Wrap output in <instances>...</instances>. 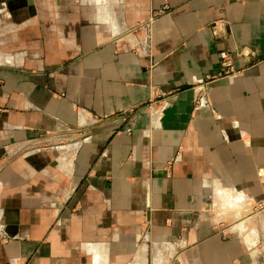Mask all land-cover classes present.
Returning <instances> with one entry per match:
<instances>
[{"label":"crops","instance_id":"1","mask_svg":"<svg viewBox=\"0 0 264 264\" xmlns=\"http://www.w3.org/2000/svg\"><path fill=\"white\" fill-rule=\"evenodd\" d=\"M14 1L0 43L32 46L0 51V264H132L146 228L181 264H264V0Z\"/></svg>","mask_w":264,"mask_h":264},{"label":"rangeland","instance_id":"2","mask_svg":"<svg viewBox=\"0 0 264 264\" xmlns=\"http://www.w3.org/2000/svg\"><path fill=\"white\" fill-rule=\"evenodd\" d=\"M106 1L109 2V4L111 5L112 0H106ZM60 2L62 3L63 0H55V5L58 4V3H60ZM70 2H74V3L76 2V3H78L79 0H70ZM21 3H22V1L15 0L14 3H13V6H16L17 8H19V6H21ZM116 12L118 14H116ZM124 13H125V10L124 9H121L120 8L117 11V10H115L113 8L111 10V8H110L109 9V14L110 15H109V18H108L109 21L103 19L102 22H104V24H105L106 21L107 22H111V17L113 19L114 18L116 19V16L117 17L119 16L120 21H121V19L124 17ZM120 21H119L120 29L124 27V32H125V30L126 29L128 30V28H127V26H125V24H121ZM107 22H106L105 25H108L109 26L111 23H107ZM143 27H144V25L142 26V24L141 25H138V27H137V28H139V32L138 33H141L140 38L138 36H134V37L131 38V39H133V41L136 44H138L139 40H140V42H145L144 40H142L143 38L145 39V35H146L145 34L146 33V29L144 28L145 30H142ZM34 29H35V31H34L33 36L35 38H37V36H38L39 39H40V37L43 39L44 37H46V34L48 33V28L46 26H44L42 23H39L37 26L34 27ZM59 29H61V28H58V30ZM74 29H75V31H77L76 28H74ZM53 32H57V31L54 30ZM13 33L14 32H6L3 36H1L3 38L6 37V39H7L6 41H4V43H0V51H1V53H3V54L4 53H7L5 51V49H7V50H10L8 53H13L15 55L16 53H19L21 51L23 52L24 50H28V49H24V46H26L27 44L32 46L31 41H29V42H26V41L17 42V41H15V39L13 37ZM142 36H143V38L141 39ZM146 43L148 44V41ZM34 44H36V43H34ZM39 44H40V47H41V45H42L41 42ZM43 44H45V43L43 42ZM31 46L29 47V49L31 48ZM21 47H22V49H20ZM4 62L5 61H3V63ZM21 145H23V146H21ZM21 145H18V148H19V146L20 147H25V144H21ZM62 203H65V205H68L69 204V199H65V201H63ZM75 209H78V203L76 204ZM238 219H236L233 222V224H231V229L233 231L236 230L240 234L244 235L245 240L249 243V241L247 240V238L245 236L246 234H253V236H256L257 237L256 232L253 233V231H250L252 229L251 228V225L252 226L254 225V222L252 223V221H254V218H249V219L243 220V221L242 220L237 221ZM248 220H250V222ZM241 222H242L241 225H245L247 227V230L250 231V233H247V231H242V228L240 227L241 225H238ZM238 227H239V229L242 232L239 229H236ZM249 244H253V242H251ZM161 245L162 244H158L157 245V243H155V244L154 243H151V238L149 237V231L146 228V230L141 235H139V238L137 240V249L135 251L136 252V254H135L136 255L135 256L136 258L134 260V263H132V264H181V261L180 260L175 261V255H174L175 253H174V249L171 248L172 246L169 247V246L163 244V246H166L168 248H162L161 249L160 248ZM151 259H152V263H151Z\"/></svg>","mask_w":264,"mask_h":264},{"label":"built area","instance_id":"3","mask_svg":"<svg viewBox=\"0 0 264 264\" xmlns=\"http://www.w3.org/2000/svg\"><path fill=\"white\" fill-rule=\"evenodd\" d=\"M145 29H146V35H145V39L144 41L148 43H150V40H151V37H152V25L149 23L145 26ZM220 56H221V66H222V69H221V72H220V76L221 77H226V78H234L240 71L238 70H235V67H234V55L229 52V51H222L220 53ZM200 96L197 97V103L198 105H202L203 101H205L206 103H210L208 98H207V95L205 92H200ZM124 120L126 118H123Z\"/></svg>","mask_w":264,"mask_h":264},{"label":"bare ground","instance_id":"4","mask_svg":"<svg viewBox=\"0 0 264 264\" xmlns=\"http://www.w3.org/2000/svg\"><path fill=\"white\" fill-rule=\"evenodd\" d=\"M249 219V218H248ZM237 221H239V220H237ZM249 222H250V220H248ZM252 223H253V221H252ZM242 224V222L240 223V224H238V225H241ZM250 224V223H249ZM248 225V224H247ZM249 226V225H248ZM241 228H242V231H246L247 230V227L245 226V225H241L240 226ZM246 228V229H245ZM236 229H239V227L238 228H236ZM240 230V229H239ZM241 231V230H240ZM241 231V232H242ZM247 233H250L249 231H247ZM247 238L248 237H250V238H252L253 237V234H246L245 235ZM256 241V240H255ZM142 248V247H141ZM143 251V250H142ZM144 253V252H143Z\"/></svg>","mask_w":264,"mask_h":264}]
</instances>
